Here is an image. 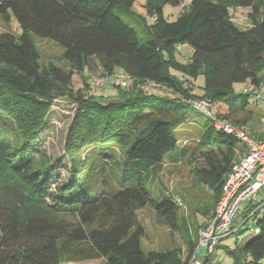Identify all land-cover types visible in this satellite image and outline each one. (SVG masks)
<instances>
[{
  "label": "trees",
  "instance_id": "1",
  "mask_svg": "<svg viewBox=\"0 0 264 264\" xmlns=\"http://www.w3.org/2000/svg\"><path fill=\"white\" fill-rule=\"evenodd\" d=\"M181 1L147 0L146 13L155 21L143 35L124 18L136 0H0V14L9 20L12 12L22 28L18 36L0 34V264H61L65 257L104 258L105 264H189L198 232L193 236L179 221L173 198H153L149 185L166 159H193L197 152L204 163L196 178L213 199L206 221L213 215L233 162L248 151L235 132L216 122L231 120L247 128L254 118L249 106L256 94L246 88L236 92L234 86L249 83L259 89L263 84L264 0H190L187 12L168 20L164 6ZM239 7L250 8L246 28L232 18L231 9ZM33 36L61 45L70 69L42 68ZM184 44L193 53L182 61ZM97 67L104 74L129 73L134 83L127 90L119 87L114 97L89 93L93 87L83 74ZM75 72L84 83L78 89ZM200 76L203 92L196 93L193 85ZM149 84L171 94L150 91ZM64 93L75 99L77 109L65 143L71 178L60 184L54 163L36 141L56 95ZM196 101L208 102L212 117L196 108ZM219 103L225 113L212 112ZM238 113L243 118L230 117ZM195 117L207 123L191 151L180 145L178 130ZM247 129L262 139L260 130ZM149 204L172 230L182 232L189 251L185 260L181 247L143 250L146 230L137 213ZM263 207L254 206L234 227L236 245L226 247L231 264H264V213L258 217ZM251 217L252 235L239 243L246 231L241 227Z\"/></svg>",
  "mask_w": 264,
  "mask_h": 264
},
{
  "label": "rangeland",
  "instance_id": "2",
  "mask_svg": "<svg viewBox=\"0 0 264 264\" xmlns=\"http://www.w3.org/2000/svg\"><path fill=\"white\" fill-rule=\"evenodd\" d=\"M146 1L147 0H136L132 10L124 15V18L133 24L143 35H146V25L153 24L155 21V16L153 14L146 13ZM189 9L190 0H182L180 4H166L163 8V12L168 20L174 21ZM249 10L250 8L244 7L231 9L232 18L239 27L246 28L250 26V20L247 16ZM117 11L120 12V8H117ZM5 32H11L16 36L20 35L22 32V28L12 12L9 20L4 19L0 14V34ZM33 38L40 53V65L42 68L48 67L50 64H55L64 70L70 69L68 62L63 56L64 48L61 45L50 39L37 36H33ZM180 51L178 57L180 60L185 61L192 55L193 48L189 44H184ZM173 72L177 75L180 74L177 71ZM83 75H85L88 82L91 83V81H94L96 78L103 76L104 73L100 67H97L92 71H85ZM82 80L81 73L75 72L73 75V86L75 89L84 85ZM184 80L186 85L191 84L190 80L185 78ZM203 84L204 78L200 76L193 85L194 91L196 93H202ZM248 86H250L249 83H236L234 87L236 92H242ZM147 89L156 93L171 94L166 88L153 84H149ZM119 91V87L107 86L90 89L89 93L102 97H114ZM259 91L264 94V81L259 87ZM257 99L258 98L254 95L250 97L249 109L254 113V118L248 124L247 128L250 130L258 129L263 132L264 100L258 101ZM208 106L210 107V105ZM76 109L77 102L72 96L65 93L56 95L46 126L38 135L36 141L38 149L45 153L54 163L55 167L53 169V174L56 177V183L60 184L68 182L71 178L72 165L65 150V143ZM212 112L225 113V104L219 103L215 105L212 107ZM230 117L243 118V115L238 113ZM206 121L207 120L203 117H195L193 120L180 126L178 130L180 145L191 151L195 149L201 135L206 129ZM228 121L232 123L231 120ZM176 151L177 150L172 151L169 154L174 155ZM91 152L92 151L84 152L81 155H88ZM116 156V160L121 161V153L116 151ZM203 163L201 155L197 152L193 159H191L190 156L183 157L181 160L168 158L165 160L163 168L152 178L149 185L153 198H159L165 195L173 198L179 204V221L182 222L183 220L186 223L193 236H196L198 232V239L200 234L199 230L206 223L205 221L209 216L208 211L211 212L210 209L213 205L211 190L204 184H200L196 178V170L199 166H202ZM251 208L252 206L246 207V204H243L242 210L234 220V227H237L242 222L244 217L249 214ZM263 213L264 207L261 208L258 217H261ZM137 214L141 224L146 230V234L142 238V248L145 252L164 251L169 248L181 247L183 260L188 257V245L182 232L179 230H172L163 222L157 216L156 210L151 204L139 210ZM254 219L255 218L252 217L249 218L247 223L241 227L246 231L239 235L241 236L239 243L245 242L252 235L250 227L253 225ZM237 238V236L232 235L224 239L222 241V246L216 249L208 264H231L232 259L227 254L226 247L234 248ZM197 261L198 260L195 259L191 261V264H198ZM61 264H105V259L96 258L83 261H70L65 257Z\"/></svg>",
  "mask_w": 264,
  "mask_h": 264
},
{
  "label": "built area",
  "instance_id": "3",
  "mask_svg": "<svg viewBox=\"0 0 264 264\" xmlns=\"http://www.w3.org/2000/svg\"><path fill=\"white\" fill-rule=\"evenodd\" d=\"M133 83L134 79L129 73L116 71L113 74H104L91 81L90 84L93 88L115 85L127 90L132 87ZM245 91L254 92L258 99L264 100V94L251 84ZM194 105L212 117L208 102L196 101ZM216 126L229 132H235L241 142L246 144L248 151L233 162L214 213L206 225L200 229L198 245L189 264L195 259L198 260V264H204V261L216 251L222 241L233 235L237 230L234 228V220L242 210L244 203L246 207L252 206V208L264 206V131L262 139H257L248 133L247 128L236 127L229 122L217 121ZM253 213L254 211L250 215Z\"/></svg>",
  "mask_w": 264,
  "mask_h": 264
},
{
  "label": "crops",
  "instance_id": "4",
  "mask_svg": "<svg viewBox=\"0 0 264 264\" xmlns=\"http://www.w3.org/2000/svg\"><path fill=\"white\" fill-rule=\"evenodd\" d=\"M206 223H207V221H206ZM206 223H205L204 225H206ZM220 246H222V244H221ZM220 246H219V247H220ZM214 253H215V252H214Z\"/></svg>",
  "mask_w": 264,
  "mask_h": 264
}]
</instances>
